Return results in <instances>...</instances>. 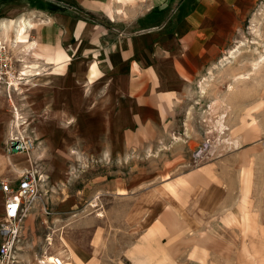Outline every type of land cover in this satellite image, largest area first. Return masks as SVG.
<instances>
[{
    "label": "rangeland",
    "instance_id": "374dc122",
    "mask_svg": "<svg viewBox=\"0 0 264 264\" xmlns=\"http://www.w3.org/2000/svg\"><path fill=\"white\" fill-rule=\"evenodd\" d=\"M162 1L111 0L102 20L122 30L146 28L162 17L151 13ZM22 3L0 0V40L6 41L15 58L21 60L17 62L19 70L42 71L38 47L26 51L22 41L14 40V32L7 34L1 26L8 19L14 21V27L20 18L22 24L29 20L32 27H28L27 36L35 42L36 17L26 15ZM236 46L240 47L236 58L226 59ZM261 56L264 0H254L218 59L192 83L176 117L165 126L148 129L144 133L149 135L148 140L131 146L136 154L123 160L103 157L102 149L108 151L107 144L88 143L83 137L70 143V128L64 133L67 142L41 143L35 119L28 117L22 102L28 88L24 86L30 84L27 79L19 91L12 93L20 94L16 96L17 107H12L20 118L13 117L11 130L13 138L24 136L33 141L29 170L37 169L42 174L43 197L54 215L47 216L42 205L28 214L18 243L19 264H41L47 255L64 256L59 255L67 251L62 239L71 249L79 242L87 252L85 249H91L86 242L92 238V227L102 232L100 254L105 264H139L136 251L146 250L147 243L158 247L157 242L169 247L172 254L166 264H264ZM68 201L75 207L63 209ZM108 217L112 225L105 223ZM172 219L178 220L179 230L158 237L161 226ZM162 238L166 240L162 242ZM124 247L126 259L120 262L117 257L123 255ZM65 256L63 260H69Z\"/></svg>",
    "mask_w": 264,
    "mask_h": 264
},
{
    "label": "crops",
    "instance_id": "0c3cea01",
    "mask_svg": "<svg viewBox=\"0 0 264 264\" xmlns=\"http://www.w3.org/2000/svg\"><path fill=\"white\" fill-rule=\"evenodd\" d=\"M110 1L23 0V12L36 17V23L35 42L26 36L22 43H35L32 50L38 47V65L44 69L28 72L30 84L24 86L28 88L22 102L28 117L35 119L41 143L67 142L64 133L70 128V143L83 137L88 143L107 144L108 151L100 146L103 157L123 160L136 154L131 146L148 140L149 135L144 134L148 129L165 126L176 117L192 83L218 59L254 0H165L151 12L162 17L136 31L112 28L102 20ZM6 21L14 25L12 19ZM18 95L10 99L0 91V182H16L31 167L28 163L16 165L24 157L9 151L12 107H17ZM198 175L193 174L189 181ZM72 207L73 201L62 205L63 209ZM4 212L0 191L1 217ZM105 223L113 222L108 217ZM180 227L172 219L161 226L157 236L168 237V231ZM90 229L92 238L86 245L91 249L85 252L77 242L73 261L105 264L100 254L102 232L98 227ZM117 229L119 235V223ZM157 243L151 252L158 260L163 256L171 260L169 247ZM123 249V255L117 257L120 262L126 259ZM135 255L139 264H145L143 255L138 251Z\"/></svg>",
    "mask_w": 264,
    "mask_h": 264
},
{
    "label": "built area",
    "instance_id": "2783aa9c",
    "mask_svg": "<svg viewBox=\"0 0 264 264\" xmlns=\"http://www.w3.org/2000/svg\"><path fill=\"white\" fill-rule=\"evenodd\" d=\"M19 61L21 62L9 49L8 43L0 40V91L4 90L10 99L12 93L19 91L29 78L27 71L18 69L17 62ZM24 69L27 67L24 66ZM33 148V141L27 137L10 139V152L29 153ZM43 182L44 178L37 169L26 171L16 182H0V191L4 194L5 207L4 215L0 219V264H19L18 243L24 221L34 206L42 205L47 216L54 215L43 197ZM50 244L51 241L49 246ZM40 262L43 264L46 261L41 260ZM63 262L60 257H57L51 264H63Z\"/></svg>",
    "mask_w": 264,
    "mask_h": 264
},
{
    "label": "bare ground",
    "instance_id": "6f19581e",
    "mask_svg": "<svg viewBox=\"0 0 264 264\" xmlns=\"http://www.w3.org/2000/svg\"><path fill=\"white\" fill-rule=\"evenodd\" d=\"M116 2L118 1V3H121L120 1L121 0H115ZM123 1H127V0H123ZM129 1H131V0H129ZM22 19L20 18V21H17L16 22V27H14L13 25H11L10 26V24H9V21H3L2 22V24L4 25V27L6 28V30L9 32V31H13L14 32V40H16V41H24V39L25 38H27L26 36H27V32H28V27H32V25L30 24V23H28V22H24L23 24H22V21H21ZM19 24V25H18ZM242 44V43H241ZM240 44V45H241ZM24 48H25V50L26 49H28V50H32L33 48H34V45H35V43H28V42H26V43H24ZM243 45V44H242ZM239 49H240V47L239 46H236L234 49H232V50H230L229 52H228V54H229V56L226 58V59H234V58H236V55H237V53L239 52ZM27 51V50H26ZM261 58H263V62H264V56H261ZM29 73H30V71H28ZM32 73H34V72H32ZM31 74V73H30ZM30 74H29V76H30ZM202 89L204 90L205 88L204 87H202ZM203 93H205V92H203ZM13 117L15 118V119H17V120H19V115H18V113H13ZM223 117H224V115L222 116V118L221 119H223ZM225 118V117H224ZM13 123V122H12ZM19 123V126H22V127H24V125H23V123L21 124L20 122H18ZM223 123H224V121H222V120H220V125H221V128H224V125H223ZM216 124H218V123H216ZM217 126V125H216ZM218 129V128H217ZM220 130V129H219ZM223 131V130H222ZM15 136V134H14V130L12 129L11 130V138H13ZM9 153V152H8ZM73 153H75V152H73ZM19 155L20 156H23L24 158L20 161V162H17V163H15L16 165H25L26 163H28L29 165H32V158H31V153H27V152H20L19 153ZM23 163H25V164H23ZM158 194V193H157ZM49 240V239H48ZM53 241V240H52ZM51 241V242H52ZM62 242H63V244H64V248H67V251H64V252H61L59 255H66L68 258H69V260L67 259L66 261L65 260H63V258L62 257H64V256H62V257H60L64 262H63V264H77V263H75L74 261H73V259H74V255H73V253H72V249L70 248V246L68 245V242L66 241V240H64V239H62ZM52 244V243H51ZM147 249L146 250H142V248H140L139 250H138V252H139V254H141V255H143L144 256V263L145 264H152L153 262L155 263V264H164L167 260H168V256H163L162 257V259L161 260H158L157 259V256L153 253V252H151V251H154V249H153V245L151 244V243H147V245L145 246ZM68 252V254H66ZM65 256V257H66ZM46 262L45 263H43V264H51V263H53L55 260H56V256H54V257H51L50 255H47L46 257ZM66 259V258H65ZM48 262V263H47ZM39 263H41V262H39ZM42 264V263H41Z\"/></svg>",
    "mask_w": 264,
    "mask_h": 264
}]
</instances>
